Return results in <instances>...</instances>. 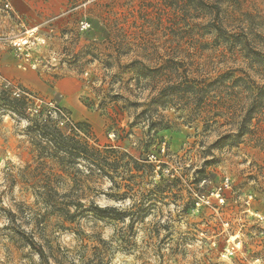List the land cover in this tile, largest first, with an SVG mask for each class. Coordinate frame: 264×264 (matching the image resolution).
<instances>
[{"label":"rangeland","instance_id":"rangeland-1","mask_svg":"<svg viewBox=\"0 0 264 264\" xmlns=\"http://www.w3.org/2000/svg\"><path fill=\"white\" fill-rule=\"evenodd\" d=\"M9 2L0 35L37 29L44 44L32 53L33 69L0 45L1 75L60 108L77 127L73 135H92L90 145L131 157L123 162L139 176L135 189L149 207L133 251L116 248L105 222L64 224L71 231L51 219L35 230L23 210L34 205L30 187L41 170L62 178L59 194L86 171L69 177L40 159L33 127L58 119L0 87V264H264V0ZM228 74L243 80L241 88L200 84L199 106L185 86L172 88L175 80ZM120 176H93L69 197L123 208L125 169ZM20 230L46 239L52 258L42 262Z\"/></svg>","mask_w":264,"mask_h":264},{"label":"trees","instance_id":"trees-1","mask_svg":"<svg viewBox=\"0 0 264 264\" xmlns=\"http://www.w3.org/2000/svg\"><path fill=\"white\" fill-rule=\"evenodd\" d=\"M227 76L230 75H220L208 83H206V80L198 82L194 81L195 79L184 78L186 80L185 83L182 80H175L172 83L175 87L172 88H178L177 85H183L185 86L187 94L193 95L195 92H198L196 90H202L204 87L215 86L216 89H229V87L232 89L233 87L241 88L238 83H242L243 80L232 79ZM200 84L204 87L200 86ZM195 96V102H197L195 105H201V99H199L197 94ZM250 118V115H246L243 117V121L247 122ZM56 125L57 122H51L50 120H45L43 125H35L33 128L37 129L39 134L35 135V138L38 139L35 145L39 151V158L49 160L56 164L63 174L70 177L71 175L76 176L77 174L83 173V170L86 171L84 179L81 180L78 176L72 179L69 192L74 193L76 189L83 188V185L93 176H107L112 180L121 178V168H123L128 175L127 185L119 196L122 200L127 198L129 203L123 208L99 207L93 202H84L77 195L75 198H71L69 197L70 193L59 194L57 190L60 187L62 178L44 171L42 172L41 170L39 179L32 183L30 187L33 190V196L35 198L34 205L32 208H24L23 215L25 214L27 221L32 222L35 230L40 231L45 228L47 222L51 219L56 220L60 229L71 231H74L75 228L64 227V224L80 226L79 224L83 219L105 222L106 224H111L114 228L113 239L115 240L116 248L119 250L133 251L136 247L134 241L137 232L136 225L142 220L141 214L149 207L143 209L142 205L144 200L139 199L137 190L135 189L137 187L136 180L139 179V176L137 173H132L131 168H129V162H123L124 157H127L131 162H133V159L125 154H121L120 156L109 146L100 148L99 146L90 145L88 139L92 135H73L77 131V127H67L64 128V131L58 129ZM65 132H68V135H65ZM110 154L113 155L111 163L109 162L110 157H107ZM143 161L146 162V159H143ZM40 165L45 167L44 162L40 163ZM81 167L84 169L80 170L82 169ZM108 169L113 176L109 175ZM137 170L142 171V173H147L149 172V167L141 165L137 166ZM113 184L114 188L121 190V185H118L114 181ZM192 191L195 192L196 189ZM8 217L10 223L15 226L16 215L8 212ZM17 235H19L20 241L33 251L42 262L46 263L49 258H52L53 250L49 247L50 245L46 239L42 238V242L40 243L37 241L35 233H27L23 230L18 231ZM147 239L152 240L153 237L149 236ZM45 247L49 251H46ZM94 249L98 250L96 247Z\"/></svg>","mask_w":264,"mask_h":264},{"label":"built area","instance_id":"built-area-1","mask_svg":"<svg viewBox=\"0 0 264 264\" xmlns=\"http://www.w3.org/2000/svg\"><path fill=\"white\" fill-rule=\"evenodd\" d=\"M11 12L12 8L9 0H0V14L5 13L8 15V13ZM79 26L81 32L87 31L90 27L89 24L84 22H81ZM42 44H44V41L41 40L37 35V29L25 30L21 37L0 35V45H8L10 48H12L15 54H17L24 63H28L27 65L31 66L32 69L35 68L36 65L35 61L32 62V53L38 46ZM0 87L14 100H24L26 103L34 101L33 106L35 108H39L41 105H44L46 113H48V115H53L58 119L57 123L59 126L70 128L75 127L68 116L65 115L60 108L55 107L54 104H46L41 102L39 99H34L33 95L25 88L15 85L9 79L3 77L1 73Z\"/></svg>","mask_w":264,"mask_h":264},{"label":"bare ground","instance_id":"bare-ground-1","mask_svg":"<svg viewBox=\"0 0 264 264\" xmlns=\"http://www.w3.org/2000/svg\"><path fill=\"white\" fill-rule=\"evenodd\" d=\"M233 241V239H231Z\"/></svg>","mask_w":264,"mask_h":264},{"label":"crops","instance_id":"crops-1","mask_svg":"<svg viewBox=\"0 0 264 264\" xmlns=\"http://www.w3.org/2000/svg\"><path fill=\"white\" fill-rule=\"evenodd\" d=\"M73 111H76V110H73Z\"/></svg>","mask_w":264,"mask_h":264}]
</instances>
